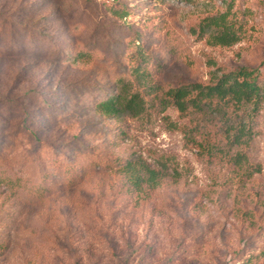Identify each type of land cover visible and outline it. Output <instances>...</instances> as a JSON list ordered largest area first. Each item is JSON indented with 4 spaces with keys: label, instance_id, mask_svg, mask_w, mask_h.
Instances as JSON below:
<instances>
[{
    "label": "rangeland",
    "instance_id": "1",
    "mask_svg": "<svg viewBox=\"0 0 264 264\" xmlns=\"http://www.w3.org/2000/svg\"><path fill=\"white\" fill-rule=\"evenodd\" d=\"M232 1L246 32L224 46L197 33L224 0H0V264H264V103L203 106L195 129L163 101L237 66L264 78V0ZM132 78L142 114L101 113ZM164 160L180 177L149 198L120 173Z\"/></svg>",
    "mask_w": 264,
    "mask_h": 264
},
{
    "label": "trees",
    "instance_id": "2",
    "mask_svg": "<svg viewBox=\"0 0 264 264\" xmlns=\"http://www.w3.org/2000/svg\"><path fill=\"white\" fill-rule=\"evenodd\" d=\"M226 4L221 11L214 15L204 17L198 23V35H207L211 44L231 46L239 42L245 35V21H241L244 11L237 5L234 6L232 0H224ZM234 6V7H233ZM117 7V6H116ZM120 8L113 9V14L118 18L126 17L130 13ZM241 15V16H240ZM139 45L134 41L131 45V59L136 60L132 63L131 69L135 72L136 79L143 75L139 66V59L144 58V53L139 49L134 50V46ZM68 52V51H67ZM66 52V53H67ZM146 54V53H145ZM147 56V54H146ZM150 58L147 56L141 62L147 64ZM132 78L127 82L130 83L129 92L120 90L110 95L106 100L98 105V109L105 115H120L128 113L130 116L142 114L141 105L142 94L133 88L135 80ZM144 79V78H143ZM165 106L172 105L176 110L186 115L189 122L194 123L195 129H199L201 118H196L194 113H200L203 106L219 111L221 108L231 105L238 108L243 104H249L252 113L259 111L264 103V78L261 71L256 67L237 66L229 71H224L217 75L212 73L207 82H182L170 88L165 92L163 98ZM252 115V114H251ZM223 116V115H221ZM228 118H224L227 133L226 141L231 145H240L250 140L251 128L245 123H238L237 126L230 124ZM234 161L238 164L243 162L244 157L241 154L233 155ZM167 160L161 162V169L155 170L144 161H128L120 170L126 180L130 183L134 191L143 192L145 197L149 198L151 191L158 188L165 177H180L178 170L171 172L166 171ZM1 247V244H0Z\"/></svg>",
    "mask_w": 264,
    "mask_h": 264
}]
</instances>
